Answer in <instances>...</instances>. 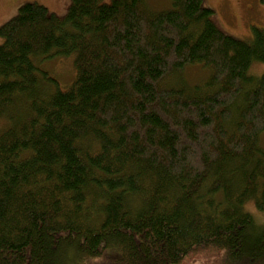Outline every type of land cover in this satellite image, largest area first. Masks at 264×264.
Returning <instances> with one entry per match:
<instances>
[{
    "label": "trees",
    "instance_id": "trees-1",
    "mask_svg": "<svg viewBox=\"0 0 264 264\" xmlns=\"http://www.w3.org/2000/svg\"><path fill=\"white\" fill-rule=\"evenodd\" d=\"M145 1L27 3L0 27V264H264L245 209L264 213V30ZM72 54L61 90L38 64ZM190 65L209 78L168 83Z\"/></svg>",
    "mask_w": 264,
    "mask_h": 264
},
{
    "label": "rangeland",
    "instance_id": "rangeland-1",
    "mask_svg": "<svg viewBox=\"0 0 264 264\" xmlns=\"http://www.w3.org/2000/svg\"><path fill=\"white\" fill-rule=\"evenodd\" d=\"M110 3L111 0H103ZM149 8L155 11L169 10L171 0H146ZM27 3H38L45 6L50 13L64 17L70 4V0H0V27L13 18L21 6ZM203 5L214 11L213 20L218 27L226 34L239 40H252L253 28L264 30V4L261 0H204ZM3 39L0 37V45ZM76 54L68 57L56 56L40 61L38 64L42 69L47 70L58 82L61 90L69 88L76 78L75 68ZM249 75L261 77L264 75V63H253ZM210 76L207 68L201 65H190L180 73L168 78V83L173 84L179 79L186 86H196L204 83ZM178 77V78H177ZM9 123L7 120H0V131L6 130ZM260 146L264 149V134L260 138ZM251 213L258 226L264 225V213L259 212L254 202L245 207ZM185 264H215L212 258H192Z\"/></svg>",
    "mask_w": 264,
    "mask_h": 264
}]
</instances>
